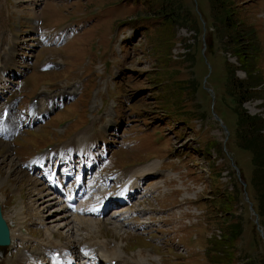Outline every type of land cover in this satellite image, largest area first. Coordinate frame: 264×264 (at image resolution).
Listing matches in <instances>:
<instances>
[{
  "label": "rangeland",
  "instance_id": "obj_1",
  "mask_svg": "<svg viewBox=\"0 0 264 264\" xmlns=\"http://www.w3.org/2000/svg\"><path fill=\"white\" fill-rule=\"evenodd\" d=\"M154 1L22 0L20 3V0H0V65H2L0 68H3L7 59H12L15 72L12 73V76L10 75V79L19 82V84L26 80L23 87L24 92H20V94L23 92L22 101L28 102L32 93H36L32 98L40 99L44 91L41 90L42 95H40V93L37 94V90L43 88L46 90L45 92H51L50 95L65 94L72 88H76L78 92L76 94L72 90L76 98L68 103L70 99L66 97L63 102L66 106L60 110L58 109L61 106H58L56 109L58 111L52 115L45 127L42 128L41 124L36 126L42 129L21 133V137L13 144L11 139L0 136V197L2 194L5 197L4 199L2 197L3 201L0 199V202L3 204L6 218L15 229L12 231H16L15 233L20 235V239H15L14 243L21 244L22 235L26 236L28 240L34 241L32 240L34 238L25 235L26 233L21 234L24 231L21 227L24 225L26 230L33 235L42 237L40 238L42 243L49 242L46 228L54 232L55 240L59 239L63 243L68 242L72 248L76 247L77 242L86 244V242L97 239L110 240L112 247L119 242L121 248L118 251L123 256V258H119L124 260L125 264H210V257H214V254L218 257L216 262L225 261L226 254L230 255L231 258L224 264H264V240L257 230L255 218L250 209L251 201L247 199L248 190L251 192V187L246 188L243 185L242 182L245 179L234 167L236 165L240 170L242 169L244 175L250 180L252 154L250 151L236 146L234 141L238 119L235 111L236 103L226 94L225 90L227 61L234 66L238 78L246 77L241 60L235 49L228 44L227 36L219 38L215 27H211L212 23L208 24L203 17V15L208 18L210 16V0H159L162 2L155 4L154 8H150L152 14H157L162 8L163 2H166L174 7L176 19L186 16V21L183 24L177 23L174 27L166 25L164 28L170 36L173 35L175 29L177 39V42L173 44V55L168 60L174 59L176 64L184 61L183 67L178 68V66L173 67L172 65L168 70L172 79L177 83L184 82V78L194 82L195 88L186 83H178L177 86L186 100L182 102V106L188 103L192 106L193 112L187 116L197 128L190 130L178 122L173 124L168 121L167 124H164V120H156L152 113L157 110L161 111L164 102L156 101L157 105L154 102L156 96L153 92L155 87L151 83V74L159 72L161 67H167L166 60L161 62L160 66L155 67V64H158V55H167L171 44L166 41L162 42L165 32L159 33L155 42V31L149 29L150 33L148 32L144 36L142 30L137 29L152 23L153 17L149 16L148 9L154 5ZM238 1L240 2V17L250 28L253 26L259 30H256V36L260 39V50L263 53L259 61L264 75V0ZM32 6L35 7L34 10L31 9L35 15L33 17L38 18L37 21L40 20L41 29L56 31L64 25L72 24L77 27V36L58 49V45L55 43L53 46L40 44L36 33L37 21L33 22L26 18V14H30L29 8ZM17 10L24 12L23 17L16 13ZM37 12L39 16H37ZM40 16L41 19H39ZM132 27L136 29H131ZM123 30L126 31L124 34L126 39L119 44L120 37L117 39L114 37H117ZM14 34H18L16 37H18L19 44L15 46L19 55L15 57L10 55ZM31 37L33 40H27ZM211 46L212 50L209 52ZM183 51L186 52L185 56H176L178 53L181 55ZM191 53L192 67L186 62L187 60L191 61ZM58 55L62 58V63L58 62L60 59ZM48 60L56 63H50L51 65L48 63L42 67V64ZM171 64L173 63L171 62L169 66ZM31 67L32 71L28 75ZM186 67H191V71L187 72ZM43 68L51 70H42ZM9 70L14 71V69ZM16 73L21 74L14 77ZM128 74L130 78L125 82L124 78ZM27 75L28 77H26ZM162 81L158 79L156 83L160 89L163 87ZM43 83H50V85H41ZM121 83L124 84V92H118L117 86ZM166 85H169V80L166 81ZM66 86H69L70 89ZM18 87L15 86L16 89ZM170 88H173L172 84ZM16 89H12L10 93H14ZM167 89L166 87L165 92ZM255 91L260 92L261 95L247 100L243 103V107L251 114H264V83ZM115 95L116 97H114ZM16 96L17 94L13 101L17 113L23 114L25 110L29 112L31 101L22 108L19 106L22 96ZM176 96L179 97L180 93L172 90L167 93L165 101H174ZM40 101L43 99L39 100L38 105ZM172 109L174 113L179 110V108ZM93 114L99 118L96 120ZM115 115H117V121L113 122ZM88 116L90 119L94 117L93 123L87 127L88 129L85 128L79 132L81 134L87 132L97 134L96 131L94 132L96 121V128L108 126L104 136L107 140L99 141L97 151L100 153L105 149V156L112 154V158L108 159L109 163L105 171L106 169L108 172L122 170L118 173L119 175L126 171L123 178L118 177L116 180L126 179L129 171L141 168L146 163L158 161L159 165L156 170L149 171L147 177L144 178L147 195L140 194L132 200L131 204L125 206L128 209L125 212L131 213L130 217H137L140 214L137 219L140 223H145V229H134V227L132 229L125 226V220L130 217L122 218L114 215L113 219L111 215L116 210L111 209V212L106 213L104 218L106 221L101 220L102 222L98 223V229L89 225L88 228L77 230L75 218L71 216L69 218L71 223H68L70 231H68L63 220L58 219L54 222L51 220L59 217L58 213L53 212L57 208L52 209L58 204L53 202L50 208V205L47 206V204L51 202H44V199L40 198L41 194L38 191L42 189L38 188L45 186L42 183L38 184L33 177L28 175L27 170L24 171L19 166L24 160L27 164L36 158L38 156L37 149H45L47 145L56 141L55 145L60 146L61 142L59 141L68 140L66 139L68 134L86 123ZM147 117L148 120H143ZM21 123L20 120L17 124L20 126ZM70 123L65 135L57 139V132L62 134L64 129L61 128L62 131H60L56 127H63ZM222 128L228 129L229 134ZM178 130L181 131L183 137H178ZM201 131H203L201 136H204L202 138L199 136ZM197 139L202 145L201 152L204 159L200 156L195 158V165H197L194 166L191 156L193 147L197 145ZM100 140H103V136ZM66 143L68 141L64 144ZM153 158L162 159L151 160ZM103 159L104 157H101L98 164ZM138 163L144 164L132 167ZM161 164L165 171L160 168ZM187 169L188 173H186ZM205 169L207 173L210 172V177L206 176ZM190 170L195 174H200L204 180L194 178L190 174ZM136 174L139 175V173ZM112 175L115 174L108 173V176ZM213 175L218 179L219 191L217 194L225 190L221 194L224 197L228 195L231 199L230 204L221 202L217 206L221 205L227 208L230 205L228 209H231L230 212L233 214L227 213L228 211H224V208L220 210L219 207H216L215 213H212L210 211V208H213L211 204L208 209L199 208L205 212L197 218L190 217L192 221L189 222L190 211L196 207L193 201L195 199L193 186L204 188L200 194L204 195L205 200H209L213 196L210 192L214 190L212 184L215 185ZM187 176L188 178H186ZM93 178L91 180L96 185L99 184V173ZM107 181L110 186L113 185V178H108ZM205 184L206 186H204ZM35 185L38 188H34ZM117 189L118 187L116 189L112 187V191ZM45 192L46 188L43 190V193ZM215 198L217 199L218 195ZM215 202L217 201H214V205L217 204ZM24 205L23 210L27 216L22 211ZM122 216L126 215L122 214ZM110 220L112 223L109 222ZM23 221L24 223H22ZM41 221L45 223V227L41 226ZM130 221V224L136 223ZM187 222L191 224H187ZM229 223H238L239 227L243 229L240 238L231 243V248L227 245L222 246L220 243L214 248L215 251H209V242L215 237L221 240L229 239L225 236V230ZM61 224L65 228L60 227ZM61 234L63 239L58 238V235ZM13 235L15 237V234ZM196 235L197 238L194 239ZM178 237L182 245L179 244ZM22 245L30 247L28 250L32 254L41 250L37 242L30 245L24 242ZM9 251L12 253V249L0 248V264H16L18 262L16 255L8 253ZM9 255L16 258L10 259ZM5 259L9 260L5 261ZM39 259L42 260V264L48 263L46 255H41ZM216 262L214 261L213 264ZM18 264L21 263L18 262Z\"/></svg>",
  "mask_w": 264,
  "mask_h": 264
},
{
  "label": "bare ground",
  "instance_id": "obj_2",
  "mask_svg": "<svg viewBox=\"0 0 264 264\" xmlns=\"http://www.w3.org/2000/svg\"><path fill=\"white\" fill-rule=\"evenodd\" d=\"M34 9L35 8H32V10ZM69 29H70L69 25L64 26L60 29V36L58 37V42L68 36ZM16 35L14 34L15 38L12 37V46H11L12 51L10 54L11 56L14 57L19 55L15 48L16 44H18V37H16ZM27 40H33V37L28 38ZM11 60L12 59H7L5 61V65L3 66V68H0V97L7 95V93L11 92L12 89H14L12 84H18L17 82H14L12 81V79H10V75L12 76V73L15 72V68H13L14 65ZM9 69H14V71ZM16 75L18 74L16 73L15 76ZM68 94L75 95L73 91L68 92ZM62 97L63 95H56L49 97V94L47 92H43L42 95L43 101H46V104L47 101H49V103L46 105L45 108L41 107L43 105L42 101H40L39 105L36 104L30 113L29 122H33V123L38 122L43 115L47 114L51 110L53 105H55L56 103L60 104L59 101ZM4 108L10 109L6 122H2V114ZM12 110H13V105H10L9 103H4L1 108L0 133L5 136H13L19 127L17 123L20 122V120H18V118L17 120L13 119ZM95 135L96 133H92V132H87L84 134H81L79 132L76 133L72 139L68 140V143L62 144L60 146L58 151L64 163L63 164L64 177L59 176L60 172H58V170L56 171L48 166V163L54 160L56 156V151L43 154L41 157L34 160L28 166L27 171L29 173H32L33 170L35 169L37 170V173L39 175L41 174V172H43L40 178L44 180L46 179L49 180L50 186L46 190V192L43 193V190H39L38 193L41 194L40 198L44 199V202L47 201L51 202L50 204H47V206L48 205L51 206V204H53L52 201L58 199L57 204L60 207L54 209L53 212L56 214L58 213L59 215L57 216L59 217L54 220L53 219L51 220L53 222L58 221V219L63 220L62 222H65L64 223L65 227L70 226V224H68L71 223L70 222L71 220L69 221V218L71 217V215H73V217L75 218V222L78 226L77 230L81 228H88L89 225L92 228L98 229V223H101L104 220V218H102V213L107 208L108 209H110L111 207L121 208L123 204L130 203L132 197H137V195L141 194L144 191V187H143L144 178L147 177L149 171L156 170L157 166L159 165L158 161L156 160L149 164L146 163L141 168H135L134 170L129 171L128 177L126 179L114 180V182L116 183L115 185L116 187H118V189L115 190L114 192H110L107 186L108 183L102 181L101 183L96 185V183L92 181L94 178L91 180L90 177L86 176L88 173L89 174L91 173L92 175L91 177H93L94 175L95 176L98 175L99 171L93 173L95 163L98 160L97 157H94L92 155V160L85 163L83 167H78L74 165V157L76 152H79V154L83 153V156L86 157V155L90 154L92 148L95 147L96 139L98 138V136L95 137ZM104 140L107 139L104 138ZM66 150H68V152L70 153V157H63L64 152ZM136 173H139V175H137ZM36 187L37 185L34 186V188ZM71 200H75L77 202V206L75 209L69 208V202ZM125 211H126L125 209L118 211L115 215L120 216L122 218L130 217L131 213H126ZM122 214L126 216L123 217ZM60 227H64V226L61 224ZM50 230L51 229L46 228V233H47L46 236L49 239L48 243L47 242L42 243L41 240L37 241V243L39 244V249L41 250H38V252L33 253L35 255H33L32 252L30 251L24 250L17 255L16 260L21 264L22 263L38 264V258L41 257V255H46V256L48 255L50 256L51 264H100V263L123 264L124 263V260L120 259L123 258V256L118 251L121 248L119 242L113 245L114 247H112L111 242H109L110 240L108 241L106 239L104 240L97 239L95 241H91L88 243L86 242V244L84 243L82 248L80 249H78V246L75 243L76 247L72 248V246H69L71 244H64L59 239L55 240L54 232ZM68 231H70V227H68ZM58 236H59L58 238L62 239L63 235L61 234ZM21 240L24 243L28 241V238L22 235ZM32 240L36 241V238ZM24 249H28V248L24 247ZM56 253L59 254L58 255L59 257H63L62 262L55 260L56 258H54V255ZM80 255L83 256L84 263H80L79 261ZM134 263H138V262H134Z\"/></svg>",
  "mask_w": 264,
  "mask_h": 264
},
{
  "label": "trees",
  "instance_id": "obj_3",
  "mask_svg": "<svg viewBox=\"0 0 264 264\" xmlns=\"http://www.w3.org/2000/svg\"><path fill=\"white\" fill-rule=\"evenodd\" d=\"M157 5L158 2H162L159 0L154 1ZM211 3V12L210 16L203 17L207 20V23H212L211 27H215L216 33H218V37H224V35L227 36L229 39L228 44L232 46L235 49V52L237 56L240 58L242 67L244 72L246 73V77L244 79L238 78L236 75V70L234 69V66L231 65V63L226 64V71H227V82L225 85L226 94L231 97L235 103H236V113H237V127L236 132L234 134V141L236 143V146H239L242 149L248 150L252 154L251 162H252V175L250 180L247 179V177L244 175L242 169L241 174L242 177L247 182V187H251V192H249L250 200L253 202L254 209L256 213L259 215L260 224L264 228V114H251L249 111L243 107V103L247 100H250L252 98H255L256 96H260L261 93L258 91H255V89L259 86H261L264 83V75L263 71L260 67V59L263 55L261 52L260 47V39H258L257 32L253 26L250 28L248 25H246L245 21L240 17L239 10V1L238 0H210ZM171 4H167L166 2L162 4V8L158 11L157 14H152V10H150L149 7V16H152V23L148 26L142 27L145 30L146 33H150L149 29L152 31H155L154 34V40L156 42L157 35L161 32H165V37L163 38V41H166L171 44V47L169 50H167V55L160 56L158 55V64H155V67L160 66L161 62L165 61L168 63L167 67H161L159 68V72L152 73V81L151 83L155 87L153 90L154 96L156 98L154 99V102L163 101L164 105H162V110H158L162 112L165 115H172L175 119H181L187 122H190V118L187 115L192 114L193 109L192 106L188 103L185 106H182V102L186 101L185 98L182 96L180 88H178L177 84H184L194 86L195 84L191 79H185L184 82H178L176 80L172 79L171 73L169 72L168 68L174 66H178V68L183 67V62H179L176 64L175 60L172 59L171 61L168 60L172 55V48L173 44L177 42L175 29L173 35L170 36L168 32L164 29L166 25L168 26H175L177 23L183 24L186 19H176L175 17V11L173 10L174 7H172ZM154 8V6H153ZM152 9V8H151ZM179 15V13H177ZM180 16V15H179ZM177 21V22H176ZM259 31V30H257ZM170 36V37H168ZM170 46V45H168ZM212 50V46L209 49V52ZM194 52V51H193ZM192 52V53H193ZM192 53H191V61L187 60L188 64L192 67ZM167 58V59H166ZM180 60V59H179ZM171 66H169L170 63ZM191 67H186L185 69L187 72L191 71ZM186 72V73H187ZM186 75V74H185ZM161 79L163 80L162 84L163 87L160 89L156 83L157 80ZM169 80V85H166V81ZM173 86V88H170V86ZM178 84V85H179ZM168 88L165 92V88ZM194 88L191 90L194 91ZM175 91L180 93V96L174 98V101H165L166 95L168 92ZM156 102V105H157ZM172 108H179V110L174 113ZM200 108V106H198ZM215 181V186H218L217 184V177L213 175L212 177ZM219 187V186H218ZM225 190H223L224 193ZM219 194L218 198H214L211 200V203L207 205V203L204 200H200L199 203L201 206L208 208L212 204L213 208H210V211L212 213H215L214 210L216 207H219L220 210H223L224 207L217 206L221 202L230 204L231 199L229 196H225L223 194ZM214 201H217L213 204ZM235 201V199H234ZM230 205L227 206V208H224V211L230 212L231 209H228ZM229 214H233L230 212ZM243 233V229L239 227L238 223H229V225L226 227L225 230V236L229 238L228 240H221L218 238H214L212 241H210V246L208 247L209 251H215V247L222 243V246L227 245L228 247H232L231 243L238 240L240 236ZM224 241V242H223ZM212 248V249H211ZM226 252V251H225ZM210 253V252H208ZM227 259L225 261L216 262V259L218 257L216 254H214V257H210L211 263L213 264L214 261L215 264H224L226 263L229 258H231L230 255L226 254ZM207 258L208 255H207ZM223 259V258H222ZM221 259V260H222ZM208 264V263H207Z\"/></svg>",
  "mask_w": 264,
  "mask_h": 264
},
{
  "label": "water",
  "instance_id": "obj_4",
  "mask_svg": "<svg viewBox=\"0 0 264 264\" xmlns=\"http://www.w3.org/2000/svg\"><path fill=\"white\" fill-rule=\"evenodd\" d=\"M243 183L246 184L245 182ZM251 210H253L252 205H251ZM255 221L259 226L258 216H256ZM259 231L261 232L262 235H264V231L260 226H259ZM9 243H10V230L6 220L2 215L1 206H0V245H8Z\"/></svg>",
  "mask_w": 264,
  "mask_h": 264
}]
</instances>
